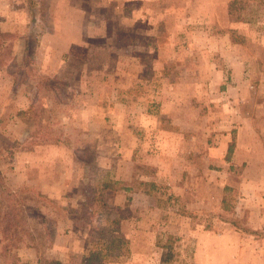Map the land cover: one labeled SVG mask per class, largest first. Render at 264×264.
<instances>
[{
    "label": "rangeland",
    "instance_id": "rangeland-1",
    "mask_svg": "<svg viewBox=\"0 0 264 264\" xmlns=\"http://www.w3.org/2000/svg\"><path fill=\"white\" fill-rule=\"evenodd\" d=\"M230 1L0 0V33H7L0 154L8 150L6 138L58 140L0 158L6 184L20 187L19 198L56 219L51 247L39 242L19 248L9 258L0 256L1 264H264L263 166L244 177L238 166L237 179L225 176L227 183H249L241 191L220 188L221 175L204 172L203 154L217 151L218 140L235 130L236 103L231 77H201L196 53L209 70L225 65L224 56L212 41L211 49L194 50L196 58L180 51L182 58L174 59L176 40L204 42L227 31L241 50L249 48L245 54L259 57L257 69L264 68V1L238 2V10L260 6L253 21H236L245 23L237 30L227 25L235 21ZM180 14L192 21H176ZM70 39L78 42L70 45ZM58 53L67 56V69L84 74L51 77L46 66L58 65ZM156 129L164 131L155 141ZM18 158L19 167L30 160L20 168L23 178L8 168ZM60 176L69 186L61 187L66 195L44 193L43 182ZM59 190L57 185L54 194ZM71 223L74 230L58 245L72 254L62 256L54 247L58 227Z\"/></svg>",
    "mask_w": 264,
    "mask_h": 264
},
{
    "label": "crops",
    "instance_id": "crops-1",
    "mask_svg": "<svg viewBox=\"0 0 264 264\" xmlns=\"http://www.w3.org/2000/svg\"><path fill=\"white\" fill-rule=\"evenodd\" d=\"M176 21L189 23L190 21H192V17L189 16L188 14L185 15L180 14V16L177 17ZM219 24L222 27V29L226 27L225 22L222 23L220 21ZM227 25L228 27H230V29L237 30L238 28L245 25V23L234 21L228 23ZM70 40H71L69 42L70 45L78 42V40H74V39H70ZM247 40L250 41V39ZM212 41H215L218 44V49L220 48L221 50L220 53H222L221 56L222 57L224 56L222 62H224L225 65H219L218 63V65H216L214 70H209L207 68L208 66H206L207 64L205 63L206 61L204 60L203 55L196 53V55H198L196 62H198V60L200 59V65L198 66V70L200 69L199 75L201 77H210L211 75H215V76L226 75L231 77L230 83H232V85L228 83V89L233 90L234 92L236 104H234L235 107L233 108L234 109L236 108V113L233 114L232 119H235L233 123H237V124L235 125L236 127L233 125V127H235V130L233 132L227 131L225 135L227 140H225L224 138L218 140V146H216L217 151L215 150L214 147L208 148V151L205 150L206 153L203 154V160L206 161L207 170L204 168V172L205 173L214 172L221 175V180L220 182H218L220 188L225 185H229L230 187L232 186L235 189H239V191H241L242 189L240 187H244L249 183L243 182L241 184H237V182L234 180H233L234 183H227V179L225 178V176L230 175L236 179L239 177V175L244 177L247 171H251L252 169L256 168L259 165L263 166V170H264V68L262 70L257 69L258 66L261 65L260 62L261 60L259 59V57L253 54H247V53L245 54L244 51L249 48L245 47V50H241L238 41L232 40L230 33H228L227 31H224L222 37H218L215 39H209L206 37L204 42L198 40L193 41L191 38L181 41L176 40L174 42V59L179 60V58H182L181 56H179L180 51L182 53L186 52V55L188 54L187 55L188 57L193 55L194 50L195 51L198 49L206 50L208 47L209 49H211ZM253 43L254 41L252 43H249V45L251 46V44ZM155 47H157V45ZM63 53L56 54L55 60L58 62V65L54 64V67L53 65L46 66L47 72L50 73V76L55 79H60V78L67 79L68 77H81L84 74L83 70L76 69L72 72L71 70L65 67V63H66L65 58H67V56L64 55L63 58L62 57ZM196 55L193 56L196 58ZM57 56H60V58H57ZM69 60L72 61L71 63L73 62L81 63L82 58L69 57ZM70 66L71 64H69V67ZM202 88H205V86H202ZM205 89L207 90V86ZM174 102L177 103L178 99L176 98V101ZM230 122L231 121H223V123L226 124H229ZM161 131L164 130L156 129L153 131V133L155 134V139H154L155 141L158 132ZM232 133H235V135ZM232 142L234 143L233 151L231 156L228 157L225 155V153L229 149V146ZM226 144H227L226 147L228 148L224 147ZM20 152L23 151H18L16 158L17 156H19ZM30 152L31 151H28L27 155H29ZM18 163H19V158L18 161H16V165L14 166L15 168L14 172L15 170L19 169L23 178L24 171H21L20 168H24V167L28 168L30 160H26L25 164H21L20 167ZM238 166L241 168V170L238 171L239 175H236L234 174V170L237 169ZM65 180H66L65 176H60L57 180L55 179L54 182L50 181V184L49 183L46 184L45 181L44 182L42 181L44 183V186L42 187L43 192L52 195V197L53 196L61 197L62 194L66 195L67 191L63 192L61 190L62 188L67 189L69 187L64 182ZM19 185H23V184H19ZM57 185L58 187H60L59 191L61 192L59 194L56 193L57 194L56 195L54 194L53 191L55 190ZM139 191H141V189ZM145 192L150 193L148 191ZM154 206L156 209L159 208L157 204H154ZM177 216H178V220L184 218L180 216V214H178ZM74 227L75 226L73 225V223H71V225H67L64 229H61L60 226L58 227V231L60 230V232L58 233V239L56 240L55 242L56 246L54 247L57 246L59 247V251H62V256L72 254V252L70 251L69 247L64 246L63 244L58 245V243L61 241L63 236H69L67 234L73 231ZM193 229L194 228L190 230L192 231L191 233L194 232ZM219 237L221 241V238H225V234L220 232ZM67 262L69 261L63 259L56 264H67Z\"/></svg>",
    "mask_w": 264,
    "mask_h": 264
},
{
    "label": "trees",
    "instance_id": "trees-1",
    "mask_svg": "<svg viewBox=\"0 0 264 264\" xmlns=\"http://www.w3.org/2000/svg\"><path fill=\"white\" fill-rule=\"evenodd\" d=\"M245 2L244 0H232L229 3V12L235 21H253V13L258 12L260 4L264 0H257L260 4L258 6L252 4L250 10H246V6H241V10L235 9L238 2ZM256 6L257 8L253 7ZM262 15V14H259ZM257 16H255L256 18ZM6 32L0 33V63H3L5 56L7 54V44L5 40ZM54 80L53 78H47V80ZM33 139L31 144H26L30 138L27 139H17L10 140L8 138L4 139L5 143L8 145V150L0 154V158L9 160L14 156L15 152L22 150L24 148L30 149L34 144H48L56 143L58 140L56 138H49L46 136L36 137L31 136ZM234 143L230 144L229 156L233 151ZM7 155V157H4ZM13 164L10 163L8 168L13 170ZM154 186V182H148V184ZM104 186H108L107 183ZM155 187V186H154ZM21 188L12 189L5 182L4 172L0 170V256L9 258L12 251L25 246H32L39 242L43 247H51L54 243L56 236V229H54L55 218L50 217V212L48 210H43V207L36 206L35 204H30L24 202L19 198ZM187 213L181 211V213ZM47 223L48 226H43L42 230H39V225L41 223ZM38 224V226L35 224ZM37 231V233L35 232ZM39 231V232H38ZM256 231V230H254ZM40 245V244H39ZM93 257H88L91 260ZM7 261V260H6ZM1 264V263H0ZM3 264H9V262H4Z\"/></svg>",
    "mask_w": 264,
    "mask_h": 264
}]
</instances>
